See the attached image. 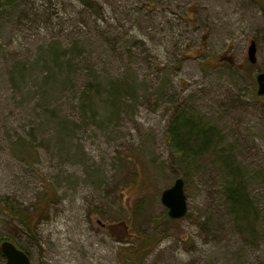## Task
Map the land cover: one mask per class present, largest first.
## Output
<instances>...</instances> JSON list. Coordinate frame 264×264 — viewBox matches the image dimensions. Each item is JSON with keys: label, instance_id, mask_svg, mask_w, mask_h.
Segmentation results:
<instances>
[{"label": "rangeland", "instance_id": "374dc122", "mask_svg": "<svg viewBox=\"0 0 264 264\" xmlns=\"http://www.w3.org/2000/svg\"><path fill=\"white\" fill-rule=\"evenodd\" d=\"M262 71L264 0H0V240L33 264H133L150 234L139 264H264ZM178 111L213 130L203 152L172 150ZM241 178L254 237L225 190Z\"/></svg>", "mask_w": 264, "mask_h": 264}, {"label": "trees", "instance_id": "16d2710c", "mask_svg": "<svg viewBox=\"0 0 264 264\" xmlns=\"http://www.w3.org/2000/svg\"><path fill=\"white\" fill-rule=\"evenodd\" d=\"M192 119L184 111H178L174 114L169 126V140L172 150L182 157H185L188 153H192L193 150L203 152L212 143L213 130H203L201 127H197L198 125L193 126ZM228 182L225 190L231 208L234 214L240 219L239 221L242 223L240 225L248 227L249 234L251 237H254L255 232L253 230L257 229L255 224L256 218L254 217H257V205H255L247 190V184L242 178L238 180L232 179ZM140 205H142L141 202L138 204V209H140ZM249 217L253 218L251 226L246 223V219ZM156 242L157 239H155L154 234H150L146 238L142 236L136 248H124L123 256L125 259H129V262L125 260V263H141ZM0 254L3 256L1 251Z\"/></svg>", "mask_w": 264, "mask_h": 264}, {"label": "water", "instance_id": "95a60500", "mask_svg": "<svg viewBox=\"0 0 264 264\" xmlns=\"http://www.w3.org/2000/svg\"><path fill=\"white\" fill-rule=\"evenodd\" d=\"M247 54L251 63L257 62V44L255 40L250 41ZM224 58L221 57V59ZM226 60L232 62L229 57ZM256 80L258 84L257 93L264 97V71L258 72ZM161 201L168 208V216L171 219L184 218L189 211L184 178L178 177L172 186L165 188L161 194ZM0 251L6 259L5 264H33L29 254L10 240L2 241Z\"/></svg>", "mask_w": 264, "mask_h": 264}]
</instances>
